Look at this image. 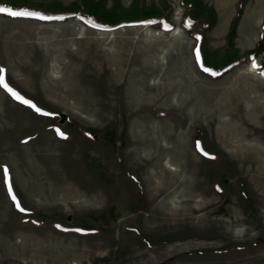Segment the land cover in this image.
I'll return each instance as SVG.
<instances>
[{"label":"rangeland","instance_id":"rangeland-1","mask_svg":"<svg viewBox=\"0 0 264 264\" xmlns=\"http://www.w3.org/2000/svg\"><path fill=\"white\" fill-rule=\"evenodd\" d=\"M197 1L215 20L192 27L200 39L181 26L191 11L181 0H118L169 14V30L0 11L4 83L40 109L0 85V264H264V72L257 59L204 73L197 48H225L240 0ZM242 5L239 55L264 20V0ZM170 167L197 195L177 221L160 216L147 187Z\"/></svg>","mask_w":264,"mask_h":264},{"label":"trees","instance_id":"trees-1","mask_svg":"<svg viewBox=\"0 0 264 264\" xmlns=\"http://www.w3.org/2000/svg\"><path fill=\"white\" fill-rule=\"evenodd\" d=\"M243 2L244 0H240L238 10L229 26L225 48L208 51L203 44H200L197 48L199 50L198 60L200 66L204 69V73L211 78H220L237 65L257 59H260L258 62L259 69L264 72V20L261 25L259 39L251 50L239 55L233 45L236 24L240 18ZM181 4L185 9H191V11L184 13L181 20L182 28L191 37L198 38V35L192 31V27L196 24L208 29L213 27L215 20L214 13L211 10L201 9L197 0H181ZM0 9L32 13L29 16H11L6 13L8 17L28 18L44 22L63 21L77 16L88 26L99 30H109L135 22H152L161 24L162 29H171L169 24L167 27L162 26L168 23L169 14H162L152 6L138 9L135 3L124 10L118 4V0H111V6L108 8L106 7V0H74L65 6L57 1L0 0ZM86 131L94 133L90 129ZM194 145L196 149H199L198 141L195 140Z\"/></svg>","mask_w":264,"mask_h":264},{"label":"bare ground","instance_id":"bare-ground-1","mask_svg":"<svg viewBox=\"0 0 264 264\" xmlns=\"http://www.w3.org/2000/svg\"><path fill=\"white\" fill-rule=\"evenodd\" d=\"M227 1L228 0H225L226 6L228 5ZM226 6H223L222 9H225ZM249 66L250 68H248V70L257 73L256 63H250ZM137 145L139 144L136 143V146ZM161 153L162 148L160 146L156 147L154 159H156V163L159 166L160 164L158 161L161 158ZM164 162H166V160ZM156 163L155 165H157ZM169 169L172 171L170 174H150L147 178V187L149 197L151 200H155V210L160 216L168 221H177L192 213V207L194 206L191 207L190 204L193 203V200L197 195L194 188L192 189L189 187V183L192 181L186 174L180 175V171L171 167ZM177 187H182V189L177 195H173L171 191L175 190ZM170 189L172 190L170 191Z\"/></svg>","mask_w":264,"mask_h":264},{"label":"snow or ice","instance_id":"snow-or-ice-1","mask_svg":"<svg viewBox=\"0 0 264 264\" xmlns=\"http://www.w3.org/2000/svg\"><path fill=\"white\" fill-rule=\"evenodd\" d=\"M0 11H7V10H5V9H0ZM9 15H11V16H29V15H32V13H28V12H18V11H9ZM197 39H199V38H197ZM196 55H197V59H199V50H198V49H197V53H196ZM205 70L207 71V69H205ZM2 72H3V70L0 69V85H3V87L6 88V89L12 94V96H13L15 99L20 100V101H21L22 103H24V104H29V106L35 108V110H36L37 112H39V111H40L39 108H36L35 105L30 104L29 101L24 100V99H23L18 93L13 92L12 89L8 88V85H7L6 83H4ZM57 131H58V134L61 135V136L63 137V133H60L59 130H57ZM64 138H66V137H64ZM205 155H207V154L205 153ZM5 175H7V169H5ZM9 191L11 192V189H10V188H9ZM12 199L15 201L16 197L13 196ZM17 208H18L21 212L25 211V209L22 208V207H20V205H19L18 203H17Z\"/></svg>","mask_w":264,"mask_h":264},{"label":"water","instance_id":"water-1","mask_svg":"<svg viewBox=\"0 0 264 264\" xmlns=\"http://www.w3.org/2000/svg\"><path fill=\"white\" fill-rule=\"evenodd\" d=\"M63 120H64V116H61L60 122H63Z\"/></svg>","mask_w":264,"mask_h":264}]
</instances>
